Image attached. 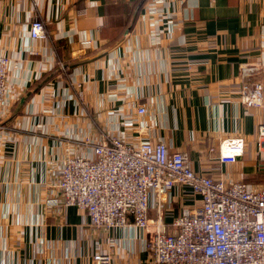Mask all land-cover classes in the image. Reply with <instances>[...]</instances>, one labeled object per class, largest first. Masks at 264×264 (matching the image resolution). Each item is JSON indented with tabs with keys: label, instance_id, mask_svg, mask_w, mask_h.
I'll return each instance as SVG.
<instances>
[{
	"label": "crops",
	"instance_id": "0c3cea01",
	"mask_svg": "<svg viewBox=\"0 0 264 264\" xmlns=\"http://www.w3.org/2000/svg\"><path fill=\"white\" fill-rule=\"evenodd\" d=\"M38 20L45 40L31 37ZM0 55V264H151L158 214L170 227L199 207L191 188L154 195L147 229L49 205L64 162L113 137L136 145L144 130L197 173L264 186V0H0ZM257 84L261 105L245 104ZM235 138L243 155L222 163Z\"/></svg>",
	"mask_w": 264,
	"mask_h": 264
},
{
	"label": "built area",
	"instance_id": "2783aa9c",
	"mask_svg": "<svg viewBox=\"0 0 264 264\" xmlns=\"http://www.w3.org/2000/svg\"><path fill=\"white\" fill-rule=\"evenodd\" d=\"M30 34L35 40L47 39L46 24L34 21ZM9 71L10 59L0 55V116ZM262 92L257 84L243 102L261 105ZM145 112L138 109L140 115ZM140 136L136 145L113 137L94 145L91 156L68 158L57 185L59 195L49 205L84 210L96 229L130 224L147 229L151 198L166 196L176 185L187 186L202 203L170 227L158 214L149 245L151 264H264V186L254 190L242 181L227 185L197 173L185 153L152 143L144 130ZM221 146L222 163H235L244 153L241 138L227 139ZM94 261L111 264V257L98 254Z\"/></svg>",
	"mask_w": 264,
	"mask_h": 264
}]
</instances>
